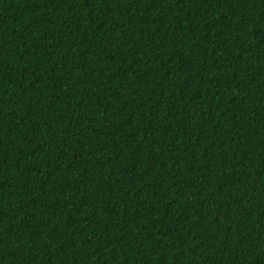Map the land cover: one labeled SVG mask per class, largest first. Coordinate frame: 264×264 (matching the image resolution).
<instances>
[{
	"label": "trees",
	"instance_id": "trees-1",
	"mask_svg": "<svg viewBox=\"0 0 264 264\" xmlns=\"http://www.w3.org/2000/svg\"><path fill=\"white\" fill-rule=\"evenodd\" d=\"M0 264H264V0H0Z\"/></svg>",
	"mask_w": 264,
	"mask_h": 264
},
{
	"label": "bare ground",
	"instance_id": "bare-ground-1",
	"mask_svg": "<svg viewBox=\"0 0 264 264\" xmlns=\"http://www.w3.org/2000/svg\"><path fill=\"white\" fill-rule=\"evenodd\" d=\"M129 74V73H128ZM132 96V95H131ZM137 98V97H136Z\"/></svg>",
	"mask_w": 264,
	"mask_h": 264
}]
</instances>
